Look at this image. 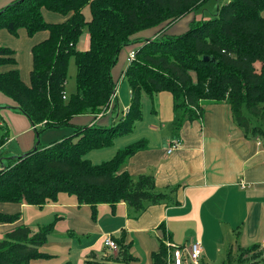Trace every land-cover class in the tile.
I'll return each mask as SVG.
<instances>
[{"label": "trees", "instance_id": "16d2710c", "mask_svg": "<svg viewBox=\"0 0 264 264\" xmlns=\"http://www.w3.org/2000/svg\"><path fill=\"white\" fill-rule=\"evenodd\" d=\"M208 0H15L0 9V31L18 36L24 28L29 36L48 30L49 37L32 48L33 69L30 84L23 81L15 51L0 45V92L15 102L13 109L33 123L38 139L48 128H73V133L48 145L37 144L21 156L4 157L10 128L0 116V202L44 207L58 202L61 194L73 195L78 203L96 208L125 201L132 216L139 217L154 204H176L172 195L177 187L160 191L153 174L131 175L124 170L128 159L147 147L146 139L127 144L115 155L94 163L85 155L112 145L130 133L143 116V97L168 92L179 115L174 127L179 133L184 122L203 117V102L228 104L231 121L246 138L258 137L264 143V0H230L191 24L180 35L140 39L144 30L171 26L192 12L204 8ZM91 10L87 20L84 8ZM66 17L49 23L42 9ZM90 33V48L77 45L84 29ZM136 42L143 44L125 71L132 98L129 111L119 121L103 127L76 125L78 115L104 116L111 107L116 88L113 69L122 49ZM134 49L131 48L130 51ZM129 51V52H130ZM204 55L215 60L205 61ZM75 58L77 90L66 95L70 59ZM12 66L10 70L4 67ZM3 107L0 105V110ZM1 115V114H0ZM4 159H8L9 164ZM20 213H0V224L14 223ZM54 223L32 233L21 224L0 239V264H30L51 258L42 251ZM159 249L152 253L153 264H170L164 224ZM116 255H91L85 264H132L137 257L125 238L116 240ZM258 245L240 249L237 255L247 264L264 262ZM253 253V255H249ZM246 255L254 258L250 261ZM236 260L228 252L224 264ZM64 264H72L66 261ZM201 264H204L201 262Z\"/></svg>", "mask_w": 264, "mask_h": 264}, {"label": "crops", "instance_id": "0c3cea01", "mask_svg": "<svg viewBox=\"0 0 264 264\" xmlns=\"http://www.w3.org/2000/svg\"><path fill=\"white\" fill-rule=\"evenodd\" d=\"M14 1L0 0V9ZM225 1L217 0L215 5L212 3L210 6L217 10ZM216 10L200 9L169 27L144 30L138 34V38L146 40L161 35L183 34L192 23L212 15ZM42 12L49 23H61L66 19L62 14L46 8ZM83 12L90 20V7L84 8ZM48 37V30L39 31L34 36H29L24 28L19 30L18 36L7 29L0 31V45L15 51L18 60L16 67L27 84H30L33 69L32 48ZM142 44L136 42L120 52L113 69L117 97L108 112L97 118L90 114L78 115L73 119L76 125L96 123L110 127L119 121V116L130 107L132 98L125 78L130 63L129 51L131 48L137 50ZM77 47L79 50L90 48L89 33L82 34ZM12 68L8 66L4 70ZM162 94L158 93L153 98L156 116L140 119L130 133L117 138L126 145L141 139L148 141L146 148L128 159L124 170L133 176L153 174L160 191L177 187L172 193L178 201L176 204H154L139 217H133L132 208L125 201L115 206L100 204L94 209L89 204L80 205L75 196L68 194H61L58 202L44 207L25 201L0 202V213L21 214L14 223L0 224V239L21 224L28 225L35 233L41 226L54 223L48 242L41 248L53 256L32 260L30 264H64L66 261L85 264L91 255L102 258L111 254L104 243L106 236H111L115 241L125 238L131 245V252L137 257L132 264H153L152 253L159 249L160 239L163 238L161 224H164L169 239L178 245H189L194 240H200L204 264L223 254V244L224 253L228 255V252H232L234 256L240 253V249L261 245L264 240V143H260L258 137L246 138L244 132L231 121L229 106L223 102H203V117L185 121L179 133H176L175 127L173 132H164V127L157 125L163 116L160 117L154 107L155 97L160 99ZM149 98L144 96L143 100ZM165 98L168 103L172 99L171 96ZM0 105L5 106L1 109L2 115L10 128V138L5 144H13L10 155L21 156L32 151L38 144L33 123L25 114L13 109L15 102L2 92ZM73 131L71 127L48 128L41 133L38 142L48 145ZM175 141L180 145L169 152ZM236 234L240 240L235 238ZM231 239L236 240L233 242ZM249 255L246 257L251 258Z\"/></svg>", "mask_w": 264, "mask_h": 264}, {"label": "rangeland", "instance_id": "374dc122", "mask_svg": "<svg viewBox=\"0 0 264 264\" xmlns=\"http://www.w3.org/2000/svg\"><path fill=\"white\" fill-rule=\"evenodd\" d=\"M227 1H230V0H227ZM227 1H225L224 3H226ZM216 2H217V0H211L210 2L208 0L205 4L204 8H207L210 12H211V10L214 11V10H216L215 7L212 8L210 5H212V3H214V5H215ZM208 17L213 18L212 15H208ZM84 33H89L87 28L84 29ZM81 37H82V35H81ZM76 74H77V67L75 64V58L72 57L70 59L67 86H66V95H68V96H70L72 93H74L77 90ZM169 96H171L170 93L163 92L162 96H160L161 97L160 99H159V97L158 98L155 97L154 107L156 108L157 111H159L158 114L160 115V117L163 116V119L161 120V122L159 121V123H157V125L164 127V130H163L164 132L170 133V132H173L174 123L179 118L178 116L175 117L174 114L175 113L177 115H179V114L176 111H173L174 110L173 109V103H172L173 99H169V103H168V101H166L165 97H169ZM142 102H143V116H142V118L148 119L149 117H152L153 115H155V116L157 115V114H155V112H153V99L152 98H149V100H142ZM1 106L5 107L3 105H1ZM0 114H1L0 116L4 120V122H7L6 119L2 115V110H0ZM164 118H167V119H164ZM11 133H12V131H11ZM38 141L39 140H37V143H38ZM125 145H126L125 143L122 144L121 140H119L117 138V139H115V141L112 145H110L108 147L92 150V151L88 152L85 155V157L89 158V159H93L94 163H100L104 160L110 159L116 153V151L119 148L124 147ZM12 147H13V144L11 146H4V157H14V156L10 155L13 152V151H11ZM4 161L7 164H9V162H10L8 159H4ZM230 238H231V236L229 237V239ZM235 238L240 240V238L237 234H236ZM236 239H231V241L235 242ZM223 240H225V239H223ZM245 240H246V237H245ZM223 242L226 243L225 241H223ZM229 247H230V244L228 243L227 248H229ZM222 248H223V254H220V255L218 254L217 258L214 261L210 262L209 264H224L223 261H225L227 259L228 255L226 253H224L225 244L222 245ZM117 253H118V251L113 252V253L111 252V254H113V255H116ZM235 258H236V260L234 261L233 264H247L249 262L247 260L245 262L237 260L238 259L237 255L235 256ZM248 259H250V261L255 260L252 257L248 258Z\"/></svg>", "mask_w": 264, "mask_h": 264}, {"label": "built area", "instance_id": "2783aa9c", "mask_svg": "<svg viewBox=\"0 0 264 264\" xmlns=\"http://www.w3.org/2000/svg\"><path fill=\"white\" fill-rule=\"evenodd\" d=\"M136 57V49H132L129 52L128 60L129 62L133 61ZM117 97V86L115 91L111 97V104ZM129 111V108L124 110V114ZM261 143V139H259ZM180 142L175 141L172 144V148L169 149V152L173 150V148L178 147ZM105 246L110 252H116L119 250L118 243L111 237L106 236L105 238ZM166 245L169 247V260L170 264H201L202 256H203V247L200 240H194L189 245H178L172 240H167ZM257 251H264V240L261 245H258ZM253 255V253H251Z\"/></svg>", "mask_w": 264, "mask_h": 264}, {"label": "water", "instance_id": "95a60500", "mask_svg": "<svg viewBox=\"0 0 264 264\" xmlns=\"http://www.w3.org/2000/svg\"><path fill=\"white\" fill-rule=\"evenodd\" d=\"M203 60H205V61H213V60H215L213 57H211V56H209V55H204L203 56ZM37 145L34 147V149L33 150H37Z\"/></svg>", "mask_w": 264, "mask_h": 264}]
</instances>
